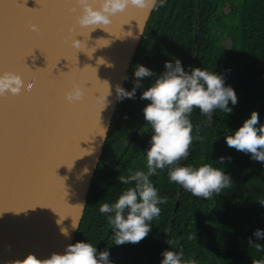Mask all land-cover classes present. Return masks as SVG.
<instances>
[{"label":"trees","instance_id":"trees-1","mask_svg":"<svg viewBox=\"0 0 264 264\" xmlns=\"http://www.w3.org/2000/svg\"><path fill=\"white\" fill-rule=\"evenodd\" d=\"M144 35L123 85L126 90L134 86V67L139 62L158 75L164 71V61L173 58L180 59L185 70L193 66L195 58L196 67L223 73L226 85L235 90L238 103L229 105L232 113L215 110L211 124L198 109L193 110L190 154L179 162L224 167L232 185L203 199L170 182L168 168L158 170L150 179L167 202L159 205L161 212L150 222L151 231L137 244H113L111 226L99 207L114 202L130 186L121 184L120 176H127L130 169L146 170L144 152L149 147L151 126L147 124V131L140 136L147 123L143 119L135 133L130 131L141 92L152 80L143 78V88L137 89L134 99L117 103L74 243L87 241L98 251L107 249L114 264H160V254L168 248L182 250L186 264H253L264 259V251L248 244L250 238L264 246V239L252 235L256 229L264 230V164L229 148L224 140L252 111L264 123V0H165L152 10ZM150 37L154 42L147 51ZM221 156H230L231 162L221 165Z\"/></svg>","mask_w":264,"mask_h":264},{"label":"water","instance_id":"water-1","mask_svg":"<svg viewBox=\"0 0 264 264\" xmlns=\"http://www.w3.org/2000/svg\"><path fill=\"white\" fill-rule=\"evenodd\" d=\"M153 9L130 7L92 30L76 24V0H0V72L36 82L0 96V264L44 259L74 243L118 103L115 86L124 85ZM75 37L82 49L71 47ZM74 82L84 95L70 104L64 93Z\"/></svg>","mask_w":264,"mask_h":264},{"label":"clouds","instance_id":"clouds-1","mask_svg":"<svg viewBox=\"0 0 264 264\" xmlns=\"http://www.w3.org/2000/svg\"><path fill=\"white\" fill-rule=\"evenodd\" d=\"M164 2L165 0H76L80 9L76 24L82 28L90 27L93 30L99 27L104 30L112 23L111 17L117 13H122L130 7L148 10L157 3L162 6ZM30 29L37 31V26L30 25ZM70 44L72 48L78 50L84 47L83 41L76 37L71 39ZM163 67L164 71L157 75L146 66L137 64L134 67L135 80L132 89L126 90L120 85L115 86L118 102L134 99L137 89L143 88V78H152L140 96L141 99L148 101L142 111L143 118L151 126L152 131L149 147L144 152L146 170L130 169L127 176H120V183L130 186L121 192L114 202L103 203L99 207V212L107 217V222L111 226V238L116 246L139 243L151 231L150 222L159 217L161 212L159 205L165 204L167 200L159 195L150 179L158 174V170L168 168L170 182L203 199L218 195L232 185V179L224 167L208 163L181 166L179 162L182 159L186 160L190 154L193 125L189 117L193 110L198 109L207 118V123L211 124L215 110L219 109L225 114L232 113L233 109L229 105L235 106L238 103L235 90L226 85L223 73L192 66L185 70L178 58L165 60ZM229 71L231 69H225V72ZM123 79L127 80L128 77L125 76ZM35 83L25 84L20 75L2 71L0 96H4L5 93L17 95L22 89L30 91ZM107 86L108 96L110 95L108 83ZM83 95L81 86L74 82L64 93V98L71 104L80 101ZM104 130L105 133L106 129ZM230 132V135L224 136L229 148L250 154V159L264 164V123H260L256 111H252L238 128ZM225 161L231 162V157H219L221 165H224ZM87 171L85 169V172ZM72 227L76 229L73 223ZM61 232L65 236L68 235L64 229H61ZM252 235L256 240H262L264 230L256 229ZM248 244L257 251H264V246L250 238ZM160 255L162 256L160 264H186L182 250L177 252L168 248ZM109 256L107 249L98 251L96 246L87 241H77L66 245L63 252H52L44 259L28 254L23 260L8 261L7 264H114ZM191 264L195 262L192 261ZM253 264H264V259H257Z\"/></svg>","mask_w":264,"mask_h":264},{"label":"flooded vegetation","instance_id":"flooded-vegetation-1","mask_svg":"<svg viewBox=\"0 0 264 264\" xmlns=\"http://www.w3.org/2000/svg\"><path fill=\"white\" fill-rule=\"evenodd\" d=\"M146 35H143V37H145ZM142 37V38H143ZM153 42H154V38L153 37H150V38H148V40H147V42H146V46H145V49L148 51V50H150L151 49V47H152V44H153ZM140 64H142L143 65V63L142 62H139ZM139 103V108L137 109V111H136V113L134 114V123L136 124H134V126H132L131 127V129H130V131H131V135L133 134V133H135V131H136V126H137V124L138 123H140L144 118H143V108H144V106L148 103V101H146V100H143V99H140V101L138 102ZM148 123H145V125H144V131H142L141 130V133H140V136H141V134H144L147 130H146V125H147ZM124 141H127L126 139L124 140ZM120 150V149H119ZM118 150V151H119ZM117 151V152H118ZM118 156V155H117ZM130 155L129 154H127V157L126 158H128Z\"/></svg>","mask_w":264,"mask_h":264}]
</instances>
